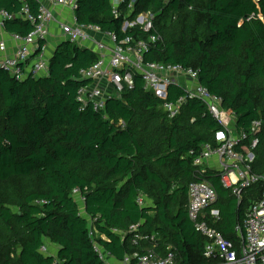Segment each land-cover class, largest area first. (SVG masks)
<instances>
[{
	"label": "trees",
	"instance_id": "16d2710c",
	"mask_svg": "<svg viewBox=\"0 0 264 264\" xmlns=\"http://www.w3.org/2000/svg\"><path fill=\"white\" fill-rule=\"evenodd\" d=\"M28 2L36 13L38 3ZM0 8L15 14L5 24L9 33L32 31L19 15L20 1L0 0ZM120 9L115 17L112 0H79L77 21L99 24L119 39H147L141 26L124 31L123 25L153 13L151 33L162 40L146 52V60L199 70L200 82L235 115L238 131L261 121L253 170L264 174V0H123ZM98 58L94 50L67 41L51 58L46 76L20 81L0 69V264H104L71 196L76 187L109 239L97 240L119 259L152 247L135 242L136 232L129 230L138 225L142 234H157L165 253L174 250L179 264L214 263L201 256L206 240L189 218L188 191L197 179L194 157L203 144H216L222 126L196 98L170 118L166 100L145 90L137 73L134 88L109 99L105 111L90 106L82 111L77 92L86 81L78 78L79 70ZM182 93L171 86L167 101ZM208 179L221 212L214 224L236 242L244 207L261 197L264 183L246 190L239 204L216 173L209 172ZM139 194L155 207L141 206ZM116 229L127 232L124 239ZM44 244L49 254L41 251Z\"/></svg>",
	"mask_w": 264,
	"mask_h": 264
},
{
	"label": "built area",
	"instance_id": "2783aa9c",
	"mask_svg": "<svg viewBox=\"0 0 264 264\" xmlns=\"http://www.w3.org/2000/svg\"><path fill=\"white\" fill-rule=\"evenodd\" d=\"M18 1L22 3L20 17L31 22L33 29L26 35L5 31L4 22L13 19L15 14L0 8V69L21 81L30 76L49 74L51 57L47 55L45 41L51 34L52 22L56 20V9H67L73 13L78 8L79 0H35L38 3L36 13L32 12L28 0ZM122 3L123 0H112L115 17L121 16ZM63 17L60 28L65 40L84 48H95L99 52L96 62L79 70L78 78L86 81L77 92L82 111L88 106L97 112L105 111L109 99L134 88L136 73L141 76L145 90L166 100L163 109L170 118L180 114L189 99L196 98L206 104L209 113L218 120L222 129L216 133V144H203L201 152L194 157L197 179L189 184V218L195 230L205 238L203 254L208 260L214 261L212 264H264V190L261 197L249 207L245 219L235 227L242 236L239 246L234 240L225 237L214 224L221 218V212L215 206L218 193L208 179L209 168L206 166L207 160H217L216 175L222 186L231 190L239 201L246 190L264 183V174H257L253 170L254 149L259 141L257 134L262 122H254L248 132L238 131L235 115L228 113L222 106V99L200 82L199 70L182 64L146 60V52L162 40L159 33H151L154 30L153 13H141L134 20H125L123 25L124 31L141 26L149 33L147 39L133 36L119 39L115 31L105 30L99 24L79 23L74 14L72 18H66L63 13ZM8 36L17 43L16 48H10ZM171 86H177L184 92L176 101H167ZM222 113L227 121L220 119ZM71 195L80 207V215L90 221L89 234L94 251L104 264H114L110 254L97 240V231L91 228L96 225L98 217L86 213L85 194L76 187ZM138 201L142 204V199ZM131 231L136 232L135 242L147 241L153 245L144 252L136 251L126 256L123 264H131L133 260L136 264H179L174 250L168 248L165 254L157 252V234H142L138 231V225L131 226ZM41 251L48 253V246L44 244Z\"/></svg>",
	"mask_w": 264,
	"mask_h": 264
},
{
	"label": "crops",
	"instance_id": "0c3cea01",
	"mask_svg": "<svg viewBox=\"0 0 264 264\" xmlns=\"http://www.w3.org/2000/svg\"><path fill=\"white\" fill-rule=\"evenodd\" d=\"M65 13V16H66V18H72L73 17V14L76 16V11L75 12H70V11H68L67 9H60V8H58V9H56V20L55 21H53L52 22V24H51V34H50V36L47 38V40L45 41V43L47 44V55H48V57L50 56L51 58L54 56V54H55V52H56V50L62 45V43H64V42H67V40H65V38H64V35H63V33H62V30H61V28H60V21L64 18L63 17V13ZM61 13H62V15H61ZM77 17V16H76ZM8 21V20H7ZM5 24H6V21L4 22V25H3V29L5 30V31H7L6 30V27H5ZM8 32V31H7ZM8 39H9V46H10V48H16V46H17V43H15L14 41H12V39L8 36ZM78 47H80V48H84L83 46H81V45H78ZM90 50H94L98 55H99V52L94 48V49H92V48H89ZM119 126L120 127H123L124 126V124L122 123V122H119ZM206 166L209 168L208 170H209V172H216L217 170H218V165H217V160L215 159V158H211V159H209V160H207L206 161ZM72 196V195H71ZM256 198V195L255 194H253L251 197H249L248 199L250 200V201H254V199ZM139 199H142V204H140L139 203ZM137 202L141 205V206H145V207H147V208H154L155 207V203H154V201L151 199V198H149V197H147L146 195H144V194H139L138 195V198H137ZM238 202H239V204L241 203L239 200H238ZM248 206H245L244 207V213L246 214L247 213V211H248ZM85 211H86V204H85ZM86 213L87 214H89L87 211H86ZM150 214L151 215H153V216H155V211H150ZM90 216H92L91 214H89ZM88 220V219H87ZM220 220L221 219H219V220H217L216 222H220ZM216 222H214V223H216ZM143 222L141 221V223H137V224H142ZM89 224H90V221L88 220V229L90 228V226H89ZM132 226V225H131ZM94 227V228H93ZM91 228H93V229H95L97 232H96V236H97V238H102L103 240H109L108 239V237L105 235V234H103V233H100V231L98 230V228H97V226L95 225V226H91ZM115 232L117 233V234H119L120 236H121V238L122 239H124L125 238V236H126V233L127 232H125V231H121V230H115ZM129 232H132L131 231V229L129 230ZM236 236H237V241H236V243H237V245H241V243H242V236H241V234L240 233H237L236 232ZM100 243V242H99ZM136 243H139V242H136ZM142 243H143V241H141L140 242V245H142ZM145 243V242H144ZM101 244V243H100ZM152 245V244H151ZM156 245H157V247L156 248H158V249H156L157 250V252L158 253H160V254H164L165 253V248L164 247H159V243H158V240L156 241ZM48 246V245H47ZM101 246L104 248V246L101 244ZM148 246V245H147ZM161 246V245H160ZM51 248H52V250L53 251H55L56 253H57V250H58V247H56V246H54V245H51ZM148 248H150V247H144L143 246V250H147ZM105 249V248H104ZM109 254H110V256H111V260L114 262V264H123V260L124 259H119L115 254H112L110 251H108L107 249H105ZM49 252H51V250L49 251ZM49 252L48 253H46V254H49ZM201 256H204V254H203V251L201 252Z\"/></svg>",
	"mask_w": 264,
	"mask_h": 264
},
{
	"label": "rangeland",
	"instance_id": "374dc122",
	"mask_svg": "<svg viewBox=\"0 0 264 264\" xmlns=\"http://www.w3.org/2000/svg\"><path fill=\"white\" fill-rule=\"evenodd\" d=\"M220 119L223 120V121H227V120H225L226 118H225V115L223 113L220 114Z\"/></svg>",
	"mask_w": 264,
	"mask_h": 264
}]
</instances>
